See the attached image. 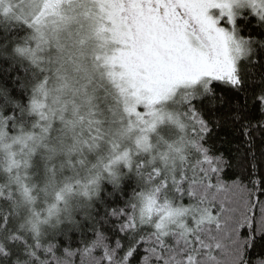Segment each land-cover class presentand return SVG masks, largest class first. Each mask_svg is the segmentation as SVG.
<instances>
[{"label":"snow or ice","instance_id":"6c2138e0","mask_svg":"<svg viewBox=\"0 0 264 264\" xmlns=\"http://www.w3.org/2000/svg\"><path fill=\"white\" fill-rule=\"evenodd\" d=\"M0 264H264V0H0Z\"/></svg>","mask_w":264,"mask_h":264}]
</instances>
